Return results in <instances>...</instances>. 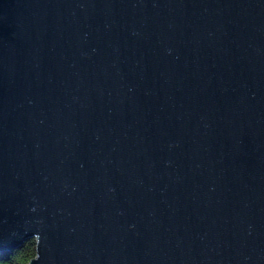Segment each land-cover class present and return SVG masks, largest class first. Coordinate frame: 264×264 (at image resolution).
Returning <instances> with one entry per match:
<instances>
[{
	"label": "water",
	"instance_id": "95a60500",
	"mask_svg": "<svg viewBox=\"0 0 264 264\" xmlns=\"http://www.w3.org/2000/svg\"><path fill=\"white\" fill-rule=\"evenodd\" d=\"M28 264H264V0H0V252Z\"/></svg>",
	"mask_w": 264,
	"mask_h": 264
},
{
	"label": "trees",
	"instance_id": "16d2710c",
	"mask_svg": "<svg viewBox=\"0 0 264 264\" xmlns=\"http://www.w3.org/2000/svg\"><path fill=\"white\" fill-rule=\"evenodd\" d=\"M35 255L36 242L34 239H30L18 248L0 252V264H28Z\"/></svg>",
	"mask_w": 264,
	"mask_h": 264
}]
</instances>
